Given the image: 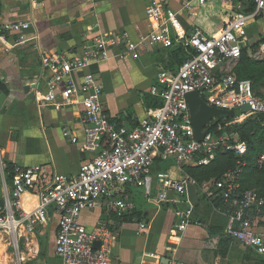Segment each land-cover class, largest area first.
<instances>
[{"label": "built area", "instance_id": "obj_1", "mask_svg": "<svg viewBox=\"0 0 264 264\" xmlns=\"http://www.w3.org/2000/svg\"><path fill=\"white\" fill-rule=\"evenodd\" d=\"M170 1L148 0L145 12L151 29L140 43L126 37L100 34L75 56L49 52L41 55L43 67L52 75L38 100L40 106L61 110L73 104L81 105L83 148L91 157L76 175L58 173L48 183L44 166L14 167L11 186L0 199V239L15 251L23 237L48 223L49 209L53 207L59 216L55 247L62 264H111L120 220L113 218L89 230L80 220L84 210L102 204L109 216L124 218L137 207L127 193L117 189L130 184L142 188L151 198L156 186L158 203L181 205L176 209L175 230L184 232L194 210L188 185L195 182L185 172L180 179L166 170L152 172L155 160L172 159L182 168L187 164H209L219 151L234 152L238 156L247 153L246 143L236 133H218L220 126L217 132L209 130L203 140H195L186 94L199 91L209 104L223 109L248 103L250 112L264 114V97L256 93L250 80L238 79L234 73L243 50H249L248 27L257 20L264 23V0H222L240 4L237 14L217 33H208L197 25L186 31ZM179 1L183 9L194 15V8L214 0ZM250 6L254 8L242 10ZM30 26L29 22L5 24L0 29V46L8 43L9 36L14 37V44L27 42ZM261 34L263 41L255 50L257 58L264 57V30ZM173 41L189 44L194 53L177 70L159 72L150 92L162 100V105L151 109L135 127L119 126L106 111L100 79L88 68L108 59L109 49L121 42L125 50L137 58L139 44L170 46ZM80 71L83 73L78 80L74 74ZM63 135L72 142L79 139L68 129ZM244 165L245 161L239 162L238 168L225 172L221 178L196 186L205 194L223 200L229 218L225 234L264 256V231L257 229V217L264 208V193L243 187L241 167ZM256 165H264V154L257 157ZM32 191H37L38 202L33 210L27 211L22 207V197ZM144 227L145 224L140 223V229ZM96 242H100L97 248L94 247Z\"/></svg>", "mask_w": 264, "mask_h": 264}, {"label": "crops", "instance_id": "obj_2", "mask_svg": "<svg viewBox=\"0 0 264 264\" xmlns=\"http://www.w3.org/2000/svg\"><path fill=\"white\" fill-rule=\"evenodd\" d=\"M218 1L194 8V16L197 17L194 19L188 10L182 8L179 0H171L170 5L179 12L186 31L200 23L204 31L214 33L208 16L214 12ZM147 2L0 0V29L7 23L31 24L27 42L14 44V37L9 36L8 43L0 46V83L5 87L2 89L0 85V90L6 94L0 107L1 200L5 189L11 186L16 165L44 166V177L48 183L58 173L76 175L81 165L91 157L83 148L82 106L77 103L61 110L40 106L38 100L52 75L42 65L43 52L75 56L100 34L126 37L140 43L151 29L145 12ZM263 30V21L252 22L248 27L247 52L252 57L256 52L253 54V49L257 48L253 47L257 40L252 35L259 40ZM123 44L111 47L109 58L93 63L88 70L100 79L103 102L110 118L121 127H135L154 108L152 103L156 96L150 90L157 83L159 72L166 70L162 62L168 57L169 46L146 47L139 44V56L134 58ZM82 73L76 72L74 77L79 80ZM25 86L29 87L28 91ZM66 129L78 136L77 142L64 137ZM165 170L176 179L182 178L184 172L172 159H156L152 172ZM117 190L127 193L136 203L140 217L130 216L118 222V238L111 264H264V256L225 234L229 218L219 196H209L196 186L192 190L195 207L191 222L184 232H177L176 209L181 205L158 203L156 186L151 198L144 194L142 188L130 184ZM37 202V191L22 197V207L27 211L33 210ZM49 214L48 223L23 237L17 251L0 239V264L11 261L14 264H62L55 247L59 216L53 207ZM113 218L101 204L84 210L80 220L91 230L101 222H111ZM257 218V229L264 231V215L261 213ZM140 223L145 224L143 229H140Z\"/></svg>", "mask_w": 264, "mask_h": 264}, {"label": "trees", "instance_id": "obj_3", "mask_svg": "<svg viewBox=\"0 0 264 264\" xmlns=\"http://www.w3.org/2000/svg\"><path fill=\"white\" fill-rule=\"evenodd\" d=\"M239 2L234 4H228L222 0L216 2L214 5V12L208 16V22L213 23L215 29L214 33L219 32L220 29L237 14ZM253 8L254 6H250L249 8L243 7L242 10L250 11ZM190 17L193 19L197 18L194 15H190ZM216 23L217 25H215ZM195 25L199 27L202 26L200 23ZM217 26H219V28ZM201 28L203 29V26ZM262 41L263 36L253 44V47L256 48ZM192 53H194V49L189 44H181L173 41L169 46L168 57L162 62L163 69L171 71L177 70ZM234 73L238 79L250 80L256 93L264 97V92L261 91L264 88V60H259L250 56L246 49H244L242 56L234 68ZM0 85L2 89H5L3 84L0 83ZM161 105L162 100L160 98L156 97L153 99L152 106L154 108ZM238 119H240V121H237ZM219 126L221 129L218 133H236L239 139L246 143L248 147L247 153L244 156H238L234 152L219 151L209 164H187L182 166L184 172L193 179L195 182L194 185L196 186L205 180L221 178L225 172L238 168L239 162L245 161V165L241 167V181L243 187L245 189L254 188L260 193H264V165L262 167L256 165L257 157L264 154V114L248 112L239 114L235 118L215 119L208 128L210 131L217 132ZM139 214L140 212H137L136 208L131 213L125 215L124 218L118 219L115 216L113 217L116 220H124L130 216ZM262 214L264 215V208ZM210 232H214L213 229H210Z\"/></svg>", "mask_w": 264, "mask_h": 264}, {"label": "water", "instance_id": "obj_4", "mask_svg": "<svg viewBox=\"0 0 264 264\" xmlns=\"http://www.w3.org/2000/svg\"><path fill=\"white\" fill-rule=\"evenodd\" d=\"M25 90L28 91L29 87L25 86ZM6 99V94L0 90V107L2 106L4 100ZM186 99L188 102L190 115H191V124L194 130V138L197 141L204 139L206 134L209 131L208 126L212 123L213 120L224 119V118H235L239 114H245L250 112V105L248 103L242 104L239 108L234 109H223L218 108L209 104L205 98L200 94L199 91H191L186 94ZM196 188L194 184L188 185V195L192 203L193 200V191ZM100 242H96L94 247H99Z\"/></svg>", "mask_w": 264, "mask_h": 264}, {"label": "rangeland", "instance_id": "obj_5", "mask_svg": "<svg viewBox=\"0 0 264 264\" xmlns=\"http://www.w3.org/2000/svg\"><path fill=\"white\" fill-rule=\"evenodd\" d=\"M203 14H204V13H203ZM192 19H193V18H192ZM193 21H195V20H193ZM251 31L254 32L253 29H252ZM252 38H253L254 40H255V39L258 40V38H257L256 35H252ZM253 50H254V51H253V54H254V52H255L256 49H253ZM253 57H255V56H253ZM257 59H259V60H264V57H263V58H257ZM261 91L264 92V88H263ZM261 97H262V96H261ZM9 264H14V262L11 261Z\"/></svg>", "mask_w": 264, "mask_h": 264}, {"label": "bare ground", "instance_id": "obj_6", "mask_svg": "<svg viewBox=\"0 0 264 264\" xmlns=\"http://www.w3.org/2000/svg\"><path fill=\"white\" fill-rule=\"evenodd\" d=\"M1 253V252H0Z\"/></svg>", "mask_w": 264, "mask_h": 264}]
</instances>
